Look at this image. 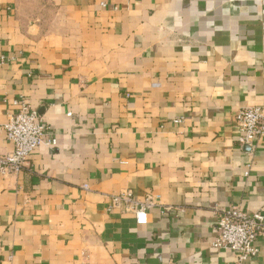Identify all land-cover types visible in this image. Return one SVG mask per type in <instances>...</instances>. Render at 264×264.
Wrapping results in <instances>:
<instances>
[{"label": "crops", "instance_id": "obj_1", "mask_svg": "<svg viewBox=\"0 0 264 264\" xmlns=\"http://www.w3.org/2000/svg\"><path fill=\"white\" fill-rule=\"evenodd\" d=\"M17 99L56 146L0 173V264H237L211 242L264 215V136L234 121L264 107V0H0V123ZM128 191L145 225L108 209Z\"/></svg>", "mask_w": 264, "mask_h": 264}, {"label": "built area", "instance_id": "obj_2", "mask_svg": "<svg viewBox=\"0 0 264 264\" xmlns=\"http://www.w3.org/2000/svg\"><path fill=\"white\" fill-rule=\"evenodd\" d=\"M16 112L0 123V132L12 146L11 152L0 156V173H17L22 170L40 146L54 148L55 137L43 125L38 113L29 108L23 99L14 101ZM234 121L238 126V144L250 149L256 140L264 136V107H250L237 111ZM83 189H87L83 186ZM152 206L149 200L142 203L132 199L131 192H124L111 198L109 210L121 209L132 212L138 225L147 222V211ZM264 237L263 211L246 212L238 206L222 210L217 215L214 238L211 247L228 250L236 255V263L242 264L256 256V243Z\"/></svg>", "mask_w": 264, "mask_h": 264}]
</instances>
